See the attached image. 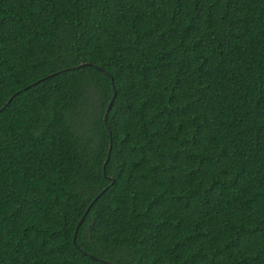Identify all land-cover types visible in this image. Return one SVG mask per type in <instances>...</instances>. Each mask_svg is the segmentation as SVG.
Here are the masks:
<instances>
[{
  "label": "trees",
  "instance_id": "1",
  "mask_svg": "<svg viewBox=\"0 0 264 264\" xmlns=\"http://www.w3.org/2000/svg\"><path fill=\"white\" fill-rule=\"evenodd\" d=\"M0 264H264V0H0Z\"/></svg>",
  "mask_w": 264,
  "mask_h": 264
},
{
  "label": "water",
  "instance_id": "2",
  "mask_svg": "<svg viewBox=\"0 0 264 264\" xmlns=\"http://www.w3.org/2000/svg\"><path fill=\"white\" fill-rule=\"evenodd\" d=\"M84 65V63H80L78 66H76V67H80V66H83ZM110 77L112 78V76L110 75ZM112 88H113V96H112V98L109 100V102H108V105H107V107H106V109H105V112H104V114H103V121H104V123H105V125H106V128H107V130H108V132H109V134H110V129H109V126H108V124H107V115H108V112H109V110H110V108H111V106H112V103H113V99H114V97H115V95H116V90H115V86L113 85V83H112ZM10 101V99L6 102V103H8ZM4 107V106H3ZM111 142L109 143V147H108V151H107V155H106V158H105V160H104V162H103V171H104V173H105V166H106V163H107V161H108V159H109V156H110V152H111ZM111 180L112 181H114V179L113 178H111ZM107 188L105 187V188H103L101 191H100V193L98 194V196H96V198L95 199H97L105 190H106ZM88 209V208H87ZM87 211V210H86ZM86 213V212H85ZM83 218H84V216H82L80 219H79V221H78V223H77V227L81 224V222L83 221Z\"/></svg>",
  "mask_w": 264,
  "mask_h": 264
}]
</instances>
